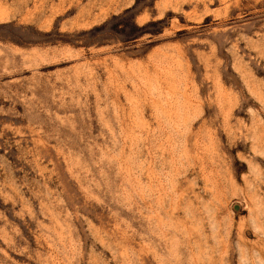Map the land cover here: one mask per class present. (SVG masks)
Instances as JSON below:
<instances>
[{
	"label": "rangeland",
	"instance_id": "374dc122",
	"mask_svg": "<svg viewBox=\"0 0 264 264\" xmlns=\"http://www.w3.org/2000/svg\"><path fill=\"white\" fill-rule=\"evenodd\" d=\"M0 264H264V0H0Z\"/></svg>",
	"mask_w": 264,
	"mask_h": 264
},
{
	"label": "water",
	"instance_id": "95a60500",
	"mask_svg": "<svg viewBox=\"0 0 264 264\" xmlns=\"http://www.w3.org/2000/svg\"><path fill=\"white\" fill-rule=\"evenodd\" d=\"M235 208L238 209V206L236 205Z\"/></svg>",
	"mask_w": 264,
	"mask_h": 264
}]
</instances>
